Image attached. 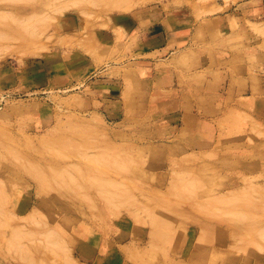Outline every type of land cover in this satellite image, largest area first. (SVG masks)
<instances>
[{
  "label": "rangeland",
  "instance_id": "obj_1",
  "mask_svg": "<svg viewBox=\"0 0 264 264\" xmlns=\"http://www.w3.org/2000/svg\"><path fill=\"white\" fill-rule=\"evenodd\" d=\"M61 135L91 144L52 152ZM103 149L134 159L107 175L127 181L118 205L89 179ZM25 159L76 164L87 188ZM189 175L209 193L171 189ZM0 187V264H264V0H0ZM244 189L250 218L214 200Z\"/></svg>",
  "mask_w": 264,
  "mask_h": 264
},
{
  "label": "bare ground",
  "instance_id": "obj_2",
  "mask_svg": "<svg viewBox=\"0 0 264 264\" xmlns=\"http://www.w3.org/2000/svg\"><path fill=\"white\" fill-rule=\"evenodd\" d=\"M113 1L116 3H121V0H113ZM29 27H30V25H29ZM72 129H74V130H72V132H75L76 135L78 132L79 136H82L83 138H86V137L90 138L91 131H87L86 127L77 126V128L72 127ZM90 144H91V141H89L88 144H85L84 142H77V137L76 138H68L65 135H61L57 139L50 142L48 147L52 152L53 151H63L66 148H69V151L72 154H74L75 152L80 153V154H84V150L81 148L88 146ZM12 151H14V150H12ZM14 153H15V155L17 154L16 157H18L19 159L25 158L22 156V154L20 152H14ZM109 153L110 152H108V149H103L97 153H94V154L87 156V160L92 167V174H91L89 179H90V182L95 187H97V190L104 197V200L106 202H108V203L113 202L115 204L117 201L116 205H118V204L122 203L123 201H125V197H126L127 193H124V191L129 190L127 188V181L125 179L115 180V179L108 177L107 175L111 171L112 172L115 171L118 174L123 173L122 175H125V172H123L122 170L127 171L129 169V166H127L128 162L131 160L134 161V159L133 158L130 159V156L126 157V159H123V157L120 158L119 155H114V154H109ZM25 160H26L25 161L26 163L28 162L27 166H29V169L33 173V175L41 181H51L54 178V179H56L55 181H56L58 187L63 188L64 190H66L69 193H77L78 188H82V187L87 188L86 184H84L83 181L79 179L82 177L83 173L77 168L76 164L70 165V167H63L61 169H55V168L51 167L48 171H45V170H42V168L39 166V163H37V162L33 163L30 159L29 160L25 159ZM179 175H181V174H179ZM207 183H208L207 179H203L202 177L197 176V175L196 176L189 175V176H186L185 182L173 183V186L171 187V189L172 188L175 189V188L180 186V190L186 189L189 192H191L193 195L196 194L197 192H200V194L201 193L202 194L203 193H209V191L205 190L206 187L204 188V186ZM256 190L259 193H261L262 195H264V188H257ZM2 192H4V189L0 187V217L3 218V219H0V226L1 225L7 226L9 224V221L11 220V216H9V215L7 216L4 213V210L2 208L1 202L4 200ZM248 194H251V189H249V190L244 189V190H240V191L235 192V193L225 194L223 196L221 195V196L215 197L214 200L216 201V203H219L221 205L226 206L225 210L227 212L233 213V214L237 215L238 217L243 216L246 218H250V217H252L251 215L254 213L253 211H251L252 208L254 207V203L251 202V200L246 201L247 202L246 207L249 209L248 210L249 212L247 211V209L243 211L241 206L236 205V202L241 197H246V195H248ZM127 198L129 199V201H131L132 196L131 197L127 196ZM214 208H216V206ZM155 212H160V211L158 210ZM149 215L151 217V222L154 224L153 225L154 228L152 229L153 240H152L151 245L153 247L161 248V252L158 253V255H160V257L161 256H167L168 249H165V247L172 240V231L170 229H168V227L165 223L159 221L154 216V214H152L150 212ZM168 216H169V214H168ZM170 218H171V215H170ZM172 221H174V220H172ZM2 227L5 228V226H2ZM20 228L21 227L17 228L16 231H13L12 240L15 239L16 241L21 242L24 238L30 236L33 233L30 231L29 232L24 231ZM18 229H20V230H18ZM255 244L258 245L259 243L255 242ZM203 245H204V248L206 249L205 244H201V245L199 244L198 247H196V249H198L199 247H201L203 249V247H202ZM205 249H203V250L198 249L199 250L198 252L204 253L202 251H204ZM195 250L193 251V253H194L193 255L199 254ZM197 256L196 257L198 259L196 257L192 256L194 259H197V263L204 261V260H202V261L200 260L202 255H201V257H199V255H197ZM192 257H191V259L193 260ZM204 259H205V257H204ZM198 260H200V262ZM193 262H195V260ZM206 262H208L207 259H206ZM177 263L175 262V264H177Z\"/></svg>",
  "mask_w": 264,
  "mask_h": 264
}]
</instances>
